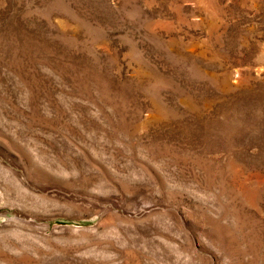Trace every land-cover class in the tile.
Here are the masks:
<instances>
[{
  "label": "rangeland",
  "instance_id": "1",
  "mask_svg": "<svg viewBox=\"0 0 264 264\" xmlns=\"http://www.w3.org/2000/svg\"><path fill=\"white\" fill-rule=\"evenodd\" d=\"M0 264H264V0H0Z\"/></svg>",
  "mask_w": 264,
  "mask_h": 264
}]
</instances>
